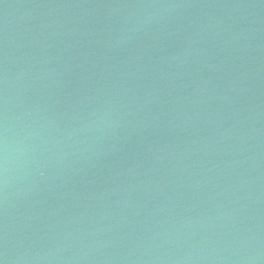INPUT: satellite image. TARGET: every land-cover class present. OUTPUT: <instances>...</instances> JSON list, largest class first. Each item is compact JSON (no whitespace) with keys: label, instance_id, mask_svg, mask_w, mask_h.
Here are the masks:
<instances>
[{"label":"water","instance_id":"obj_1","mask_svg":"<svg viewBox=\"0 0 264 264\" xmlns=\"http://www.w3.org/2000/svg\"><path fill=\"white\" fill-rule=\"evenodd\" d=\"M0 264H264V0H0Z\"/></svg>","mask_w":264,"mask_h":264}]
</instances>
